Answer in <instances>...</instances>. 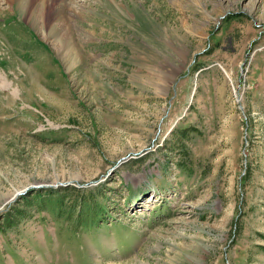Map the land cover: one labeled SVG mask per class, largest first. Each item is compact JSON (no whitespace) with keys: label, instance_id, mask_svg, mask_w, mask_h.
I'll return each instance as SVG.
<instances>
[{"label":"rangeland","instance_id":"374dc122","mask_svg":"<svg viewBox=\"0 0 264 264\" xmlns=\"http://www.w3.org/2000/svg\"><path fill=\"white\" fill-rule=\"evenodd\" d=\"M0 264H264V0H0Z\"/></svg>","mask_w":264,"mask_h":264},{"label":"bare ground","instance_id":"6f19581e","mask_svg":"<svg viewBox=\"0 0 264 264\" xmlns=\"http://www.w3.org/2000/svg\"><path fill=\"white\" fill-rule=\"evenodd\" d=\"M40 1V0H39ZM196 1H198V2H200V1H203V0H191V2H196ZM256 0H253V2H255ZM219 3H220V5L221 6H217V7H221L220 8V10L222 9L223 11H227L228 9H230L231 7H229V6H224L223 4V2H220L219 1ZM201 4V3H200ZM45 4H43V6H44ZM202 5V4H201ZM28 7V6H27ZM253 7V6H252ZM46 8V7H45ZM42 10V9H41ZM219 11H217V9H215V11H214V13H218ZM224 14V13H223ZM224 17V16H223ZM223 17H221V18H223ZM220 18V19H221ZM65 27V26H64ZM205 28V27H204ZM198 31V30H197ZM197 33V32H196ZM198 35H200V34H198Z\"/></svg>","mask_w":264,"mask_h":264},{"label":"water","instance_id":"95a60500","mask_svg":"<svg viewBox=\"0 0 264 264\" xmlns=\"http://www.w3.org/2000/svg\"><path fill=\"white\" fill-rule=\"evenodd\" d=\"M224 18H225V17L221 18L219 23H221V21H223V20H224Z\"/></svg>","mask_w":264,"mask_h":264}]
</instances>
